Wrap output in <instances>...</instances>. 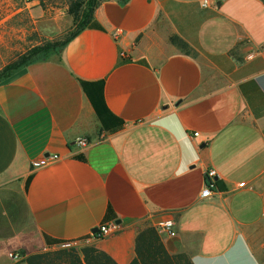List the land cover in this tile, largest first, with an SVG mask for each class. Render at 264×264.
Returning a JSON list of instances; mask_svg holds the SVG:
<instances>
[{"label": "crops", "instance_id": "crops-1", "mask_svg": "<svg viewBox=\"0 0 264 264\" xmlns=\"http://www.w3.org/2000/svg\"><path fill=\"white\" fill-rule=\"evenodd\" d=\"M91 23L0 82V192L25 217L0 264L107 221L119 231L90 246L116 264L146 228L193 264H264V0H108Z\"/></svg>", "mask_w": 264, "mask_h": 264}, {"label": "rangeland", "instance_id": "rangeland-1", "mask_svg": "<svg viewBox=\"0 0 264 264\" xmlns=\"http://www.w3.org/2000/svg\"><path fill=\"white\" fill-rule=\"evenodd\" d=\"M80 1L86 0H35L29 5H25L21 0H0V78L10 63L26 55L31 49L45 41L62 40L73 30L74 21L69 9L73 3ZM35 7L40 8L43 16L32 15V9ZM16 8L22 10L16 12ZM72 21L73 26L59 35L58 33L67 29ZM24 218L22 202L9 192L1 191L0 234L11 233L13 229L22 226ZM85 247L90 245L65 244L55 247L54 250H81ZM49 251L47 248L39 249L34 255ZM184 255L186 260H190L188 255Z\"/></svg>", "mask_w": 264, "mask_h": 264}, {"label": "trees", "instance_id": "trees-1", "mask_svg": "<svg viewBox=\"0 0 264 264\" xmlns=\"http://www.w3.org/2000/svg\"><path fill=\"white\" fill-rule=\"evenodd\" d=\"M104 1L108 0H86L75 2L70 6L69 14L74 21V29L59 41H45L41 45L31 49L26 55L10 63L3 72L0 82L9 79L23 69L47 60L57 54L77 33L84 28L96 26L92 24L95 9ZM126 3L128 0H117ZM183 48V47H182ZM94 106L98 115L101 111L97 104ZM111 214L108 210V216ZM49 246L63 245L62 241H49ZM28 264H116L107 254L93 246L77 249L50 250L47 253H39L28 259ZM130 264H193L186 260L184 254L170 255L163 246L158 232L154 228H146L140 231L135 243V257Z\"/></svg>", "mask_w": 264, "mask_h": 264}, {"label": "built area", "instance_id": "built-area-1", "mask_svg": "<svg viewBox=\"0 0 264 264\" xmlns=\"http://www.w3.org/2000/svg\"><path fill=\"white\" fill-rule=\"evenodd\" d=\"M23 3L28 4L35 0H21ZM206 4V1H204V5ZM194 136H197V133L194 134ZM75 144L79 146L80 148L86 147L88 145V141L85 138H80L75 141ZM59 157L57 155H51L47 158H43L39 163H37L35 166H44L47 165L50 162L57 161ZM215 176V172L210 170L206 173V185L202 189L200 193V198L207 199L209 197H212L213 195V182L212 178ZM119 231V224L116 223V221H107L102 224H100L95 231L90 233V235L84 239L76 240L69 242L67 244L70 245H90L92 241H98L103 240L106 238H109L113 235H115ZM158 231L160 233H164L168 236H173V223L171 221H166L162 223ZM24 255L20 251H13L8 254V258L14 262H21Z\"/></svg>", "mask_w": 264, "mask_h": 264}, {"label": "water", "instance_id": "water-1", "mask_svg": "<svg viewBox=\"0 0 264 264\" xmlns=\"http://www.w3.org/2000/svg\"><path fill=\"white\" fill-rule=\"evenodd\" d=\"M117 224H120V221H116ZM93 231H95V229H93Z\"/></svg>", "mask_w": 264, "mask_h": 264}]
</instances>
